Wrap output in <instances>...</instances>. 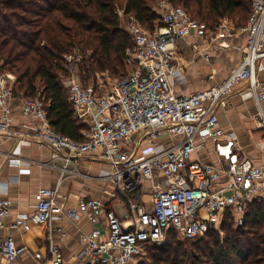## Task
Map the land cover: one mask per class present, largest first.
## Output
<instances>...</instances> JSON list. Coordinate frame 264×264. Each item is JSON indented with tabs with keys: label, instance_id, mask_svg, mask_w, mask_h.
<instances>
[{
	"label": "built area",
	"instance_id": "2783aa9c",
	"mask_svg": "<svg viewBox=\"0 0 264 264\" xmlns=\"http://www.w3.org/2000/svg\"><path fill=\"white\" fill-rule=\"evenodd\" d=\"M155 7L160 19L151 30L123 9L116 10L118 16L128 17L132 44L123 59L127 74L107 81L108 85L82 79L84 57L79 52L64 55L62 84L75 114L86 125L81 139L52 128L47 119L48 102L41 93L23 100V113L35 121L33 141L64 161L60 178L68 171L71 158L77 161L94 152L95 158L110 166L99 177L112 181L126 204L124 215L92 197L79 198L73 207H67L59 199L57 187L40 188L33 212L17 213L11 227L29 230L33 224H45L52 264L64 260L54 237L55 232H64L53 220L88 218L92 227L81 235L82 249L76 255L84 264H132L148 247L160 245L170 230L183 239L203 236L212 226H219L226 210L239 226L244 223L247 205L264 199V168L238 157L233 140L225 146L229 161L220 168L192 159L197 140L216 139L222 133L214 108L227 107L240 83H246L253 94L255 117L264 128V79L257 75L258 62L264 59V0H250V15L243 26L223 18L215 29L169 0H158ZM239 30L246 33V45L240 63L222 82L189 94L174 92L170 76L176 68L175 49L180 39L189 35L219 39ZM14 81L12 73L0 70V135L7 137L21 136L12 126L8 109ZM173 136L177 140L171 145L157 148V140ZM9 162L18 165L21 160L10 157ZM221 172L226 182L213 189ZM146 180L151 186L150 209L143 197ZM9 208L10 200L0 186V227L10 215ZM26 249L12 236L0 239V252L8 264H19ZM33 255L42 258L39 252Z\"/></svg>",
	"mask_w": 264,
	"mask_h": 264
},
{
	"label": "trees",
	"instance_id": "16d2710c",
	"mask_svg": "<svg viewBox=\"0 0 264 264\" xmlns=\"http://www.w3.org/2000/svg\"><path fill=\"white\" fill-rule=\"evenodd\" d=\"M157 1L0 0V70L14 74V94L32 98L41 93L48 102L47 119L52 128L81 139L86 125L75 114L61 80L64 55L76 47L91 49L88 66L85 62L82 65L84 81L88 72L96 70H108L117 78L127 74L123 59L132 38L119 27L116 8L151 30L160 19ZM169 1L183 6L209 29H215L223 18L234 26L244 25L250 15L248 0ZM218 228L185 239L197 249L182 257L172 255L180 239L170 230L167 236L174 237L176 244L166 241L148 247L154 248L156 254L151 264H264V199L247 205L244 223L237 227L226 210Z\"/></svg>",
	"mask_w": 264,
	"mask_h": 264
},
{
	"label": "crops",
	"instance_id": "0c3cea01",
	"mask_svg": "<svg viewBox=\"0 0 264 264\" xmlns=\"http://www.w3.org/2000/svg\"><path fill=\"white\" fill-rule=\"evenodd\" d=\"M243 26V25H241ZM246 33L238 31L230 36L209 39L189 35L180 39L175 49L176 66L170 81L176 94H189L222 82L230 69L240 63L246 45ZM207 55V57H205ZM257 75L264 79V59L258 62ZM24 95L14 94L8 103L12 126L21 132V136L7 137L0 135V186L10 200V215L0 227V239L12 236L16 244H24L27 249L18 258L19 264H52L47 253L48 237L45 224H33L29 230L11 227L17 213H32L36 202V192L40 188H56L59 199L65 206L73 207L79 198L92 197L113 208L118 214L126 212L125 200L115 191L112 181L103 179L101 173L110 166L106 161L95 158L91 152L77 161L71 158L68 171L60 178V168L64 165L61 158H54L47 146L39 147L32 139L35 121L23 113ZM214 112L222 133L216 139L196 141V150L192 159L210 163L217 168L227 163L229 158L225 146L234 141L238 147V157L250 159L254 165L264 168V128L255 117L256 103L246 83L236 85L230 95L227 107H216ZM177 140L176 137H163L157 140V148H165ZM10 157H18V165L9 162ZM163 180V177H162ZM226 182L224 173L215 181L213 189ZM146 207L150 209V182L143 185ZM54 225H61L64 234L54 233L64 255L63 264H84L76 257L82 249L81 235L89 231L92 224L85 215L78 219L63 218L53 220ZM39 252L42 258L36 259ZM0 264H8L0 252Z\"/></svg>",
	"mask_w": 264,
	"mask_h": 264
},
{
	"label": "rangeland",
	"instance_id": "374dc122",
	"mask_svg": "<svg viewBox=\"0 0 264 264\" xmlns=\"http://www.w3.org/2000/svg\"><path fill=\"white\" fill-rule=\"evenodd\" d=\"M248 2L250 3V0H248ZM117 9L118 8H116V10ZM193 18L199 19L198 17H196L194 15H193ZM127 22H128L127 16L126 17L119 16V27H121L125 31H127ZM73 51L79 52L81 55H83V57H84L83 61L85 62V66L87 67L88 66L87 58L91 53V49L90 48L76 47L75 49L72 50V52ZM126 71H128V67H126ZM86 73H87V71H86ZM13 76H14V74H13ZM116 78H117V76H115L114 74H111L108 70H103V71L96 70L93 73L88 72V77L86 78V81H88L89 83H94L95 85H99V84L101 85L103 83H105V85H108L107 81H111V80H114ZM61 80H62V78H61ZM205 217H207V216L205 215ZM232 222H233L234 227H237L233 220H232ZM211 228L214 230L219 229L217 226H212ZM173 238L174 237H170V236L168 237L167 236V237H165V239L162 243H164L166 241H174V244H176V242H175L176 239L175 238L173 239ZM178 239H180V243H179V245H177L178 249L173 246V248H175V250H173L172 255H177V256L182 257V255L190 256V251L196 252L197 248L193 249V244L191 245V241H186L185 239H183L180 236ZM202 244H204V242L201 243V245ZM200 247H202V246H200ZM154 253H155L154 248H152V249L147 248L145 251V254L142 255L141 257L135 259L132 264H151L152 260L154 259V256L156 255V254L154 255Z\"/></svg>",
	"mask_w": 264,
	"mask_h": 264
}]
</instances>
